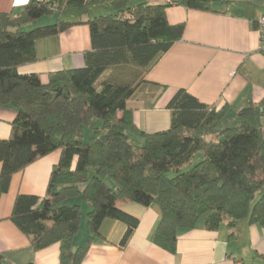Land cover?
Returning a JSON list of instances; mask_svg holds the SVG:
<instances>
[{"label": "trees", "instance_id": "16d2710c", "mask_svg": "<svg viewBox=\"0 0 264 264\" xmlns=\"http://www.w3.org/2000/svg\"><path fill=\"white\" fill-rule=\"evenodd\" d=\"M95 2L30 0L18 14L0 12V107L17 114L10 138L0 141V196L16 173L60 155L45 198L19 195L12 222L36 251L58 244L60 264H83L106 220L127 226L120 244L126 246L139 221L118 202L157 206L161 220L154 241L171 254L180 233L200 221L209 231L224 224L233 229L242 221L264 226V98L229 121V106L217 109L180 90L168 105L170 129L155 134L141 130L127 108L148 85L144 74L182 40L185 27L169 24L167 8L215 12L228 1L113 0L115 14L85 20ZM42 19L54 21L30 28ZM80 25L91 30L84 68L52 73L46 81L19 74V67L38 60L39 40ZM128 66L141 71L136 85L102 81L111 69ZM86 130L93 131L88 141ZM77 199L91 208L90 236L75 248L82 211L69 202Z\"/></svg>", "mask_w": 264, "mask_h": 264}, {"label": "crops", "instance_id": "0c3cea01", "mask_svg": "<svg viewBox=\"0 0 264 264\" xmlns=\"http://www.w3.org/2000/svg\"><path fill=\"white\" fill-rule=\"evenodd\" d=\"M29 1L0 0V12L18 14ZM95 1L85 20L117 12L113 0ZM148 1L153 5L171 2ZM227 1L216 5L215 12L176 5L167 8L169 24L185 27L182 40L144 74L143 80L148 85L139 88L127 102L137 126L144 132L155 134L170 129L172 115L168 105L180 90L217 109L229 106L226 117L229 121L235 120L250 103H260L264 98V42L258 32V20L264 16V0ZM90 51V27L75 26L59 36L39 40L36 43L38 60L19 67L18 72L36 74L46 81L52 73L84 68L85 54ZM16 116L12 108L0 107V141L10 138ZM59 156V153L51 154L16 173L8 192L0 196V254L4 264H60L58 244L36 251L31 239L11 219L19 195L45 198ZM1 172L2 165L0 176ZM75 202L82 211L80 232L74 239V246L78 248L90 236L87 214L91 208L82 199L69 203ZM117 206L139 221L132 237L122 247L127 226L114 220L104 221L102 236L93 241L83 264H264L261 258L264 226L242 221L233 229L224 224L218 231H209L200 221L196 228L180 233L177 252L171 254L154 241L161 220L157 206L131 202H118Z\"/></svg>", "mask_w": 264, "mask_h": 264}, {"label": "rangeland", "instance_id": "374dc122", "mask_svg": "<svg viewBox=\"0 0 264 264\" xmlns=\"http://www.w3.org/2000/svg\"><path fill=\"white\" fill-rule=\"evenodd\" d=\"M46 24H49L48 21L46 19H42L36 25L30 26V28H33V27L39 26V25L42 26V25H46ZM138 72H141L140 69H137L136 67H132V66L113 68L110 70V72H108L105 76H103L102 81H108L109 79L111 81H114L117 83H119L120 81L121 82L129 81L133 85H136L137 82L139 81V78L136 76ZM92 134H93L92 130H86L85 134H84L85 140L88 141L90 139V137L92 136ZM84 207L82 208V210H83V212H85L83 214L84 219H85L86 218V208H84ZM86 207H88V206H86Z\"/></svg>", "mask_w": 264, "mask_h": 264}, {"label": "built area", "instance_id": "2783aa9c", "mask_svg": "<svg viewBox=\"0 0 264 264\" xmlns=\"http://www.w3.org/2000/svg\"><path fill=\"white\" fill-rule=\"evenodd\" d=\"M258 32L264 42V16L260 17L258 20Z\"/></svg>", "mask_w": 264, "mask_h": 264}]
</instances>
